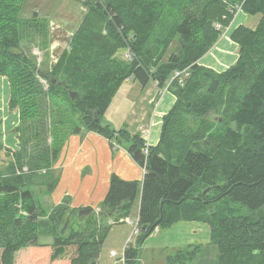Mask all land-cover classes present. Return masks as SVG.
<instances>
[{"label": "trees", "instance_id": "1", "mask_svg": "<svg viewBox=\"0 0 264 264\" xmlns=\"http://www.w3.org/2000/svg\"><path fill=\"white\" fill-rule=\"evenodd\" d=\"M26 1L0 0V75L10 81L9 108L21 119L18 148L7 149L12 159L0 168V264H101L111 227L128 220L139 198V245L156 228L200 220L210 224L217 255L197 264H264V0L89 1L70 50L51 72L14 51ZM238 9L261 18L233 31L237 61L221 72L200 65ZM123 48L131 58L119 55ZM186 68L185 82L175 79L168 88L177 100L164 115L158 144L103 121L127 79L164 88ZM40 76L49 80L47 90ZM47 98L65 100L80 117L82 125L71 133L95 131L110 140L129 135L128 151L145 170L143 180L113 173L97 207H72L69 197L46 207L65 141L55 133L50 145L44 123L39 126ZM63 115L57 120L65 126L72 117ZM130 242L127 264H137L138 248ZM199 249L179 250L169 264H194Z\"/></svg>", "mask_w": 264, "mask_h": 264}, {"label": "crops", "instance_id": "2", "mask_svg": "<svg viewBox=\"0 0 264 264\" xmlns=\"http://www.w3.org/2000/svg\"><path fill=\"white\" fill-rule=\"evenodd\" d=\"M260 18V14L249 15L243 9H238L230 25L224 28L218 43L200 59L199 64L218 72L229 68L239 58L238 43L231 37L233 31L242 24L254 27ZM253 19L255 20L252 22ZM125 83L131 84L130 87L128 86L129 89L137 95L127 113L129 131L132 134L141 135L148 145L158 144L162 134L164 115L172 109L177 100L176 95L171 90L160 92V87L154 81H150L146 86L135 79H127ZM10 97V81L8 77L0 75V168L6 166L11 160L7 149H17L19 143L16 127L20 124V112L10 110ZM118 107L120 108V102ZM114 119L115 117H111L105 120L112 124ZM81 133H84V136L77 134L68 138L55 165L59 174L56 187L51 194L55 201L54 205L60 203L65 197H69L70 205L74 207L85 205L97 207L109 190L113 173L126 180H143L145 171L135 161L127 147L121 148V146L114 149L104 135L95 131L85 130ZM138 201L137 219L140 198ZM129 218L135 220L131 216ZM193 221L191 223L185 220L180 221L167 229L156 228L142 245H139L137 241L139 234L134 239L129 231L123 233L127 231L129 225L133 226L128 221L124 222L128 226L116 224L117 226H112L110 231L116 228L122 229L121 240L126 242L123 243L121 252L131 239L130 243L138 248L137 264H169V256L176 255L179 250L192 251L193 246L197 244H200V249L195 263L197 264L203 255L213 261L217 251L211 245V230L202 224V221ZM104 246L100 255L101 264H111V262L116 264L117 257L111 256L110 251L114 249L118 251V249L111 247L108 254Z\"/></svg>", "mask_w": 264, "mask_h": 264}, {"label": "rangeland", "instance_id": "3", "mask_svg": "<svg viewBox=\"0 0 264 264\" xmlns=\"http://www.w3.org/2000/svg\"><path fill=\"white\" fill-rule=\"evenodd\" d=\"M89 1H93L94 2L93 5H96V3L98 2H102V0H27L23 5V10L21 13L22 18L24 19V23L21 29V33H22L21 45L19 49H15L14 51L17 52L21 50L31 55L37 62L38 67H40L43 72H51L54 64L58 61L63 51L70 50L71 38L73 36V33L79 27L81 21L83 20L88 7H90L87 5V2ZM35 12H37V14H35ZM34 16L37 19L35 21L31 20ZM254 20L255 19H253L252 22ZM120 51L121 52L119 53V55L122 56V54L125 55L127 49L123 48ZM39 80L43 84L44 89L47 90L49 86L48 83L49 80L42 76L39 77ZM128 86L130 87L131 84L125 82L122 84L119 91L117 92V96L115 97L112 106L108 108V110L105 112L103 116V121L106 118L110 119L111 117H115V119L113 120L114 123H112L113 125L112 124L111 125L113 128H116L117 130H121L125 128L128 129V122L126 120L127 113L129 112L130 106L133 105L132 102L135 101L137 98L136 92L130 90ZM119 102H120V108L118 107ZM66 103L67 102L65 100L63 101L59 100L56 103L54 102L50 103L49 98H47V104L43 105L44 106L43 111L45 112V114L43 115L39 126L41 125V123H44V129H46V133H44L45 140H47V142L50 145L53 144L52 141H53V137L55 136V133L60 134V137H62V139L63 138L65 139L64 145L71 135L79 134L84 136V133L81 132L71 133V131L75 130L77 126L82 124L80 117L76 115L72 107ZM64 110L66 116L72 117L71 119L67 120L68 124H66L65 126L63 123L60 124L59 123L60 121L57 120V118L60 116L64 117L63 115ZM218 117L219 115L214 113L211 119L212 121L215 120L217 121ZM55 123L58 124L56 127L53 126V124ZM58 126H63L62 127L63 129L62 128L58 129ZM60 129L62 130L59 131ZM108 141L110 142V144L114 149H117L121 146H122L121 148L123 147L129 148L133 142L130 139L129 135H124V134H122L119 138L114 137L112 140L108 139ZM24 169L27 170V167H25ZM44 171L46 170L43 171L41 170L40 174L41 172ZM55 176H56V172H55ZM53 179L54 177L52 176L51 180ZM51 196L52 195H48V196H44L43 198V203L48 208L53 207L55 203L54 198ZM136 202L137 203L134 206L132 213L130 215L135 220H137L136 217H138L139 201ZM97 210L99 211V209ZM112 220L113 219H110V222ZM189 222L191 223L194 221L192 220ZM201 223L207 226V228L209 227L211 230L209 223H206L204 221H202ZM117 225H126V223L124 222L117 223ZM117 225L115 224V226ZM133 229L134 227L129 225L127 227V231L123 233H127L129 231L131 236V234H133ZM121 230H122L121 228H116L113 231L109 232L105 240L106 245L104 246L106 247V252L108 254L111 247H116L120 255L123 253V251L121 252L122 249L121 247L123 246V243H125L126 241L123 240L124 241L123 242L121 240L122 238V234L120 233ZM162 232H167V231H162ZM133 235L135 239L136 235L135 234ZM44 241H52V239L45 238ZM197 245L200 246V244ZM114 251L118 252L115 249ZM216 251L214 250L215 253ZM112 263L114 262H111V264Z\"/></svg>", "mask_w": 264, "mask_h": 264}, {"label": "built area", "instance_id": "4", "mask_svg": "<svg viewBox=\"0 0 264 264\" xmlns=\"http://www.w3.org/2000/svg\"><path fill=\"white\" fill-rule=\"evenodd\" d=\"M217 27H221V24H217ZM125 57L127 58H131V55L129 53H126ZM189 69L186 68V69H183V70H176L171 79H170V82H168L167 86L164 87V88H160V92H164L166 90H168L169 86H170V83L173 81V80H178L181 84H183L185 81V78L189 75ZM145 152H148V149L146 148L145 149ZM145 171V170H144ZM131 225H133L134 229H133V234L135 235H138L141 231V228H140V223H139V218L137 220H132L131 218H128L127 220ZM131 234V237H133L134 235ZM131 241V239L129 240ZM129 241L127 242L124 250H123V253L120 255L118 252L112 250L110 252V255L113 256V257H117V263L116 264H127V256H126V251H127V248L129 246Z\"/></svg>", "mask_w": 264, "mask_h": 264}, {"label": "water", "instance_id": "5", "mask_svg": "<svg viewBox=\"0 0 264 264\" xmlns=\"http://www.w3.org/2000/svg\"><path fill=\"white\" fill-rule=\"evenodd\" d=\"M54 82H55V80H54ZM71 96H72L73 99H75V97L77 96V92H72ZM145 228L146 227L144 226L142 229H145Z\"/></svg>", "mask_w": 264, "mask_h": 264}]
</instances>
